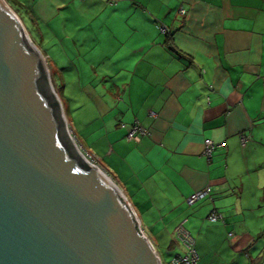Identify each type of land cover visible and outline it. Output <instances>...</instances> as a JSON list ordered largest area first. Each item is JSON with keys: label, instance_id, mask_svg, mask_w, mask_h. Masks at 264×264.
Instances as JSON below:
<instances>
[{"label": "crops", "instance_id": "crops-1", "mask_svg": "<svg viewBox=\"0 0 264 264\" xmlns=\"http://www.w3.org/2000/svg\"><path fill=\"white\" fill-rule=\"evenodd\" d=\"M26 1L43 19L34 42L52 70L61 81L77 74L73 110L66 101L73 136L155 248L166 244L154 234L168 232L166 250L183 252L182 226L196 233L200 264H264V0ZM135 120L146 133L128 138ZM204 137L215 143L209 157ZM212 208L223 218L209 220ZM219 248L238 257L227 261Z\"/></svg>", "mask_w": 264, "mask_h": 264}, {"label": "water", "instance_id": "water-1", "mask_svg": "<svg viewBox=\"0 0 264 264\" xmlns=\"http://www.w3.org/2000/svg\"><path fill=\"white\" fill-rule=\"evenodd\" d=\"M70 131L41 51L0 0V264H162Z\"/></svg>", "mask_w": 264, "mask_h": 264}, {"label": "rangeland", "instance_id": "rangeland-1", "mask_svg": "<svg viewBox=\"0 0 264 264\" xmlns=\"http://www.w3.org/2000/svg\"><path fill=\"white\" fill-rule=\"evenodd\" d=\"M9 2V1H8ZM21 2L23 3V6L21 7H18L16 6L15 4L9 2V5L12 6L13 10L18 14V16L20 17L23 25H24V29H25V33L28 34V36L30 37V39L32 40V42L35 44L36 41H38L37 37H38V34H39V26L41 28H44L43 27V19H40V22L39 24L36 22L38 21V18L37 17H33L32 15H30L29 13V10L30 8H28V2L26 0H21ZM36 18V20H35ZM54 27V26H52ZM36 40V41H35ZM35 41V42H34ZM37 43V42H36ZM36 45V44H35ZM37 46V45H36ZM43 55V54H42ZM43 59H44V62H45V65L47 67V70H48V73H49V77H50V81L60 99V102H61V106H62V109H63V112H64V116L66 118V125H67V128L69 130H71L69 124H68V119H67V115L69 116V111H68V104L66 103L67 99L69 98V101L71 103V96H74L75 95V90L74 88L72 87V84L70 85L69 81H70V76L71 75H77L74 71H64V75L66 76V81H61V72H56L54 70H52V66L50 65V63L48 62V59L46 58L45 55H43ZM87 69V72H88V76L91 75V77H93V79L91 80V87L93 88V90H96L98 94L102 93L103 94V91H104V86H103V83H99L97 85V87H95V83L98 81V77L97 75H93L94 73L91 72L89 69L90 68H86ZM82 74V81L83 80H86V76L84 77V73H81ZM56 79H58V81H56ZM66 84V86L63 87L62 84ZM91 87H88V89L90 90ZM65 97H64V95ZM64 97V98H63ZM70 110H73L74 108V103L70 104ZM70 133L72 134L73 136V133L72 131H70ZM76 141V139H75ZM76 143L78 144V142L76 141ZM79 145V144H78ZM83 150V149H82ZM84 151V150H83ZM91 154V153H90ZM92 156V155H91ZM93 157V156H92ZM91 160V159H90ZM93 161L101 168V165H103L102 162H100L99 160L97 161L94 157H93ZM100 162V164L98 163ZM112 178V177H111ZM118 185V184H117ZM119 186V185H118ZM188 229V227H186ZM195 232H192L190 233L191 236H195L194 234ZM165 234V238L162 237V233H158L157 234H154V236H157V239L159 240V242H161V244H166L165 246L164 245H161V247L158 248L157 252L159 254V256L161 257L160 260L162 262V264H171L170 263V260H171V256L173 255L174 252H172V250L168 249L166 250V246L167 244L169 243V234L170 233H164ZM175 237H177L176 241L180 244L181 243V240L179 239V237L177 235H175ZM179 249L182 250V247H181V244L179 245V247H177ZM220 253H221V257H224L225 259H227V261H230L231 259H234L232 258V256H234L235 258H237V254H232L233 252L231 250H229V248H219L218 250ZM242 260V259H241ZM200 264V263H199ZM231 264H234L231 262ZM242 264H247V263H242ZM249 264V263H248ZM252 264H257L256 262L252 263Z\"/></svg>", "mask_w": 264, "mask_h": 264}, {"label": "built area", "instance_id": "built-area-1", "mask_svg": "<svg viewBox=\"0 0 264 264\" xmlns=\"http://www.w3.org/2000/svg\"><path fill=\"white\" fill-rule=\"evenodd\" d=\"M181 11H183V8H180ZM162 31H165L166 28L164 25L159 26ZM146 133L145 127H143L138 121H134L127 129L126 136L128 138L137 139L139 135ZM241 139L244 140V136H241ZM215 143L214 141L209 137H204L203 139V149L202 152L206 155V157H209L211 154V151L214 147ZM84 154L87 156V158L93 161V155L89 152L83 151ZM92 155V156H91ZM95 163V162H94ZM206 193H209V187L206 186L202 189H198L190 193L186 197V201L188 203H192L196 199H199L200 197L204 196ZM207 218L209 220H216V219H222L223 215L221 212L215 210L212 208L207 213ZM177 235L179 239L181 240V243L183 245V252H177L175 253L170 260L171 264H199L198 263V254L194 246V240L190 233L184 229L182 226H179L177 228Z\"/></svg>", "mask_w": 264, "mask_h": 264}, {"label": "bare ground", "instance_id": "bare-ground-1", "mask_svg": "<svg viewBox=\"0 0 264 264\" xmlns=\"http://www.w3.org/2000/svg\"><path fill=\"white\" fill-rule=\"evenodd\" d=\"M109 179L112 181L113 179L109 176ZM117 186V185H116ZM117 188L119 189V187L117 186ZM120 190V189H119Z\"/></svg>", "mask_w": 264, "mask_h": 264}, {"label": "trees", "instance_id": "trees-1", "mask_svg": "<svg viewBox=\"0 0 264 264\" xmlns=\"http://www.w3.org/2000/svg\"><path fill=\"white\" fill-rule=\"evenodd\" d=\"M58 93V92H57Z\"/></svg>", "mask_w": 264, "mask_h": 264}]
</instances>
